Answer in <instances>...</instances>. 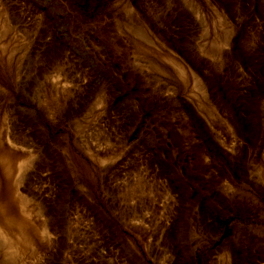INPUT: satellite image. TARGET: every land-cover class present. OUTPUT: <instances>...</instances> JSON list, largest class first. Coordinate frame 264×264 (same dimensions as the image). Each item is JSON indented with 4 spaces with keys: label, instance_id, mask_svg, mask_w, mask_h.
<instances>
[{
    "label": "rangeland",
    "instance_id": "rangeland-1",
    "mask_svg": "<svg viewBox=\"0 0 264 264\" xmlns=\"http://www.w3.org/2000/svg\"><path fill=\"white\" fill-rule=\"evenodd\" d=\"M0 264H264V0H0Z\"/></svg>",
    "mask_w": 264,
    "mask_h": 264
},
{
    "label": "bare ground",
    "instance_id": "bare-ground-1",
    "mask_svg": "<svg viewBox=\"0 0 264 264\" xmlns=\"http://www.w3.org/2000/svg\"><path fill=\"white\" fill-rule=\"evenodd\" d=\"M12 253H13V255H18L17 253H18V251L12 246Z\"/></svg>",
    "mask_w": 264,
    "mask_h": 264
}]
</instances>
